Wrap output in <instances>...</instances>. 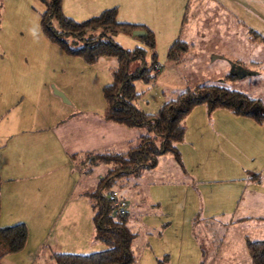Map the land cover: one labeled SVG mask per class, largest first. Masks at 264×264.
<instances>
[{
    "label": "rangeland",
    "instance_id": "obj_1",
    "mask_svg": "<svg viewBox=\"0 0 264 264\" xmlns=\"http://www.w3.org/2000/svg\"><path fill=\"white\" fill-rule=\"evenodd\" d=\"M135 1L133 13L160 18L154 23L153 19L145 17L154 24L157 41L153 49L157 60L163 64L156 76L134 79V89L138 92L134 101L140 108L154 111L164 99L175 95L178 88L203 82H220L264 98V39L253 37L251 30L264 35V0H157V6L152 8L140 4L145 0ZM68 4L72 7L64 9L62 6L66 14H74L78 19L88 14L86 10L85 13L75 12L76 3ZM44 7L43 0H0V68L4 69L3 60L9 58L10 66L17 73L38 74L34 76L38 81L31 99L26 96L21 101L14 95L7 98L11 104L8 106L13 107L10 111L20 108L26 118L33 114L31 117L37 126L54 124L52 127H55L56 118L71 104L47 99L46 85L50 91L57 88L66 97L72 96L83 109L101 114L105 111L101 87L110 80L114 57L103 55L87 63L80 55L49 40L39 25V12ZM111 36L124 47L148 46L133 31L116 30ZM176 36L185 39L182 44L186 45L185 48L175 47L174 52L180 55L178 59L168 55ZM72 38L71 34L66 35L68 43L76 45L77 40ZM12 80L9 86L22 84L21 78ZM224 111L227 115H237L225 108H218L215 115H225L221 114ZM258 127L259 130L252 129L247 136L240 137V141L236 138L240 142L238 147L217 149L214 154L217 169L207 175V181H192L189 175H179L178 163L170 152L160 154L157 163L143 169L140 175L115 178L112 187L128 199V209L135 199H140L139 207L143 209L137 215L130 213L132 218H128L129 224L138 231L134 238L138 254L131 264H251L245 239L264 238V217L250 215L243 220L230 219L245 208L242 205L234 209L242 177L246 179L252 172L259 171L264 178V122ZM51 129L46 128L48 135ZM138 139L137 135L133 142ZM56 157L59 188L66 190L67 184L72 183L71 197L80 188L93 184L107 167L99 163L92 172L85 173L74 164L76 160L71 159L68 165L58 152ZM64 198L56 202L61 217L53 222L49 214L44 219L45 229L32 228L27 234L28 246L7 258L17 255L21 264H55L44 243L57 238L59 233L61 236L60 227L66 221L62 217L69 202ZM146 218L154 225L146 227ZM89 223L86 229L92 231L91 215ZM41 236L44 243L33 249L31 246ZM96 243L101 245L98 248L105 247L102 241ZM81 246L82 252H89L86 250L94 248V243L86 245L84 242Z\"/></svg>",
    "mask_w": 264,
    "mask_h": 264
},
{
    "label": "crops",
    "instance_id": "obj_2",
    "mask_svg": "<svg viewBox=\"0 0 264 264\" xmlns=\"http://www.w3.org/2000/svg\"><path fill=\"white\" fill-rule=\"evenodd\" d=\"M62 2H64L62 4L64 9L72 7L68 4L69 2L76 3L73 6L75 7L74 11L85 13L86 10L88 13L86 16L98 13L104 7L116 5V17L119 20L141 22L153 31L154 24H151L152 22L145 17L153 19L154 23L160 20V18L156 19L152 15L138 16L133 13V7L137 4L135 0H62ZM140 4L152 8L157 6V0L140 1ZM135 34L139 35L141 33ZM3 61L6 62V65L4 64V69L0 68V224L24 221L28 233L32 228H35V231H43L46 227L44 219H47L49 214L53 216L51 217L53 222L61 217L56 202L61 201L62 196H65L64 200L69 199V202L68 208L62 217L66 221L60 227L61 236L59 233L57 238L54 237L51 241L45 243L41 236L30 246L35 249L44 243L51 252H82L81 245L84 242L86 245L92 242L94 248L86 251L100 249L98 248L101 246L100 243H96L100 240L93 235L94 225L92 231L86 229L90 224V215L92 221L93 213L91 198L86 190L90 189L93 184H88L86 188H80L74 197L70 196V191L73 188L72 183L67 184L66 190L61 191L58 185V158L56 154L58 152L59 157L68 165L72 162L71 159L76 160L74 164L84 171L78 157L72 156V153L122 151L133 144L135 137L142 132L138 128L133 129L134 126H127L106 118L104 116L105 111L101 114H95L93 111L83 109L72 96H67L68 100L62 99L60 95L50 91L46 85L47 99L53 98L56 102H70L71 107L66 109L61 117L56 118L58 124L55 127H52L54 124L44 127L37 126L34 123V118L31 117L32 113L29 118H26L20 108H18V111L17 108H15V111H10L13 107L8 106L10 100L7 98L14 95L19 97L21 101L26 96L31 99L35 93L34 85L38 81V78L35 80L34 76L37 77L38 74H26L27 71L17 73L11 67L12 63L9 58ZM19 78H21L22 84L16 87L14 85L9 86L8 82ZM37 85L36 87H38ZM218 108L223 107H217L211 112H207L205 103H198L184 115L182 119L184 134L182 139L177 142L182 164H179L172 155L178 163L179 175H189L192 181H207V175L217 169L216 163L218 162L214 155L217 149L238 147L240 142L236 141V138L240 141V137L247 136L252 129L259 130L260 127L258 126L264 122H257L252 117L241 114L227 115L226 111L221 113L225 115L216 116ZM229 112L233 113L230 110ZM50 127L52 133L48 135L45 130ZM261 143L263 142L261 141ZM118 147L120 148L117 149ZM262 161L264 162V158H262ZM67 171L68 175L71 176L70 167H67ZM254 173H258L259 177ZM246 177V179L242 177L241 189L234 206V209L242 205L245 208L237 216L231 218L230 221L243 220L250 217V215L264 217V178L260 176L259 171H254ZM140 204V199H135L128 209V214L134 213L137 215L143 211L139 207ZM52 205H54V208H52ZM55 205L57 206L55 207ZM48 207L51 209L48 210ZM148 219H145L144 224L146 227L154 225ZM32 220L35 221L32 223ZM77 222H79L78 225ZM83 228L85 231H83ZM28 242L26 239L23 248L26 245L28 246ZM17 252L5 254L1 258L0 264H21L17 255H11L12 257L7 258L9 254H16Z\"/></svg>",
    "mask_w": 264,
    "mask_h": 264
},
{
    "label": "trees",
    "instance_id": "obj_3",
    "mask_svg": "<svg viewBox=\"0 0 264 264\" xmlns=\"http://www.w3.org/2000/svg\"><path fill=\"white\" fill-rule=\"evenodd\" d=\"M43 1L45 7L39 12V22L43 33L50 40L64 46L68 52L80 55L87 63H93L103 55L114 57L115 63L110 66V80L101 87L105 100L104 116L127 126L145 129L139 134L136 143L122 151L72 153V156L78 157L85 173L92 172L99 163L107 164L92 187L86 190L93 209V235L105 247L89 252L53 251L50 256L55 264H131L136 261L138 254L134 243L138 231L129 224L126 197L125 212L119 215L112 213L113 205L107 191L115 178L126 174L138 175L143 169L154 166L158 156L167 152L172 153L175 160L182 164L177 142L184 134L182 119L194 105L205 103L207 112L223 107L263 122L264 98L220 82H203L181 88L175 95L164 99L156 110L146 111L134 101L138 94L134 89V79L156 76L162 68L163 64L157 60L153 49L156 42L154 31L141 22L119 20L116 17V5L104 7L98 13L78 19L63 11L62 0ZM182 17H185V12ZM136 28L146 30L139 36L148 46L136 44L124 47L111 36L116 30L131 32ZM251 30L253 37L264 39L261 32ZM68 33L74 41L77 40L76 45L68 43ZM184 42L185 39L177 36L169 46L168 55L178 59L180 55L174 52L175 47L180 45L185 48L186 45L182 44ZM132 63L134 65L131 67ZM157 63L160 64L159 69L156 68ZM27 234L24 221L0 224V262L5 254L17 252L24 247ZM245 244L251 264H264V238H246Z\"/></svg>",
    "mask_w": 264,
    "mask_h": 264
},
{
    "label": "built area",
    "instance_id": "obj_4",
    "mask_svg": "<svg viewBox=\"0 0 264 264\" xmlns=\"http://www.w3.org/2000/svg\"><path fill=\"white\" fill-rule=\"evenodd\" d=\"M159 66L160 64L157 63L156 68L159 69ZM107 195L112 201V213L115 215L123 214L126 210L127 200L121 195L120 191L115 187H111L108 189Z\"/></svg>",
    "mask_w": 264,
    "mask_h": 264
},
{
    "label": "water",
    "instance_id": "obj_5",
    "mask_svg": "<svg viewBox=\"0 0 264 264\" xmlns=\"http://www.w3.org/2000/svg\"><path fill=\"white\" fill-rule=\"evenodd\" d=\"M134 33H145L146 30L142 29V28H136L133 30ZM54 92L57 93L58 95H60L62 97V99L68 100V98L66 97V95L64 94V92L60 89L54 88Z\"/></svg>",
    "mask_w": 264,
    "mask_h": 264
}]
</instances>
